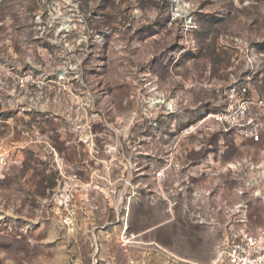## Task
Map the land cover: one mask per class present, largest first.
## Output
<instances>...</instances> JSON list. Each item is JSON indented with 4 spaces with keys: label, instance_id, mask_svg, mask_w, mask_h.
Instances as JSON below:
<instances>
[{
    "label": "rangeland",
    "instance_id": "374dc122",
    "mask_svg": "<svg viewBox=\"0 0 264 264\" xmlns=\"http://www.w3.org/2000/svg\"><path fill=\"white\" fill-rule=\"evenodd\" d=\"M79 15L83 32L109 33L78 45L75 34L55 37L52 20ZM74 58L95 74L97 105L109 109L113 130L97 125L98 145L119 140L131 162L117 157L97 193L80 192L69 224L40 201L60 182L46 164L28 178L16 164L0 167V264H225V238L239 220L264 227V0H0V139L17 114L66 126L55 115V74ZM29 71L50 78L47 111L20 110L30 94L16 83ZM157 93L173 100L171 110H144ZM255 129L258 141L247 133ZM142 138L150 154L158 142L176 145L160 181L151 156L142 177L128 174Z\"/></svg>",
    "mask_w": 264,
    "mask_h": 264
},
{
    "label": "built area",
    "instance_id": "2783aa9c",
    "mask_svg": "<svg viewBox=\"0 0 264 264\" xmlns=\"http://www.w3.org/2000/svg\"><path fill=\"white\" fill-rule=\"evenodd\" d=\"M54 23L60 24L54 33L55 37L57 36L59 40H66L70 38V35L75 34L71 40H74L77 45L87 42L89 38H92V43H98L102 39L101 36L103 37L109 33L108 30L102 32L95 31L92 35L83 32L79 26L82 23L80 15L74 20H52L50 24L53 25ZM65 45H67L70 51L74 52L73 43L69 44L66 42ZM84 63L85 61L82 58H74L67 65L59 66L55 74L56 81L60 88H62V91H67L69 94V98H58L55 115L64 121L73 138L82 145L88 159L92 163L87 182L83 181L77 172L68 173L60 171V182L56 190L50 196V199L45 198L43 200L44 203L50 201L53 204L56 212L64 217L63 221L66 224L71 222L79 208L77 201L80 192H83L84 195L89 190L97 193V180L109 178L113 166L116 165L117 157L120 161L131 162L125 154L128 151L124 150L123 144L119 140L112 143L103 138L104 142H102L101 147L97 143V137H102L95 130L97 125L104 126L108 130L113 129L108 125L105 117L109 109L105 111L101 106L97 105V99L100 96L95 90V74H92L90 69L83 68ZM49 81L48 74H41V78H38L32 71L24 73L18 79L16 88L23 89L26 94H30L24 97L26 107H21V111L43 112L48 110L47 103L49 99L43 88L45 87V83ZM33 86L39 88V91H34L32 89ZM31 89L34 91L33 93L30 91ZM147 104L146 107H143L147 111V107L156 108L162 105L171 110L173 100L165 103L164 95L157 93L156 96L149 98ZM245 104L246 102H243L240 105V109L238 110L240 113L246 110ZM146 116L149 121V127L155 130L153 135L158 136L157 111L153 112V110H150ZM214 117L221 123L227 120L223 112L215 114ZM247 133L253 141L259 140V133L256 129L249 130ZM144 141L145 138H142L137 142L134 161L130 165L128 174L130 177H142L145 173L143 161L147 156H151V160L158 167L155 174L157 181H160L166 177L165 170L170 168L171 165L169 163L168 166L161 167L162 161H168V159L173 158L176 145L172 146L171 144H161L158 142V145L155 146L150 154L144 148ZM10 155L11 149L3 141H0V167L10 162ZM98 165H101V168H98ZM176 167L175 171H177L179 166L176 165ZM177 184L178 182L174 181V185ZM106 189L113 194L116 193V189H112L111 186L106 187ZM175 189L176 186L174 188L171 187L169 190L174 193ZM182 190V187L177 188V191ZM119 194L121 196L123 191ZM239 222L241 223L239 228L232 229L230 234L225 238V248L222 252L225 264H264V227L249 228L244 220L241 219Z\"/></svg>",
    "mask_w": 264,
    "mask_h": 264
},
{
    "label": "crops",
    "instance_id": "0c3cea01",
    "mask_svg": "<svg viewBox=\"0 0 264 264\" xmlns=\"http://www.w3.org/2000/svg\"><path fill=\"white\" fill-rule=\"evenodd\" d=\"M59 97L66 99L69 98V94L67 91H61ZM17 115L14 119L11 118L9 136L1 138L0 141L11 149L10 163L16 164L17 168L25 169V178H28L39 164H46L47 171L53 172L56 185L60 180V171L77 172L80 177L88 178L92 163L82 145L76 142L63 123L50 122L45 119V115L39 117L34 114L25 115L22 122L21 117ZM50 123L53 126H49ZM52 136L55 137L56 143ZM239 162L235 161L236 164ZM229 167H233L231 163ZM45 190L48 193L49 186ZM44 199L40 201L43 202Z\"/></svg>",
    "mask_w": 264,
    "mask_h": 264
}]
</instances>
